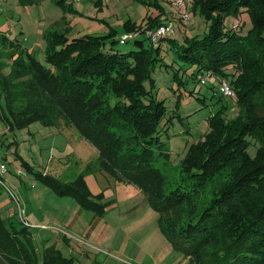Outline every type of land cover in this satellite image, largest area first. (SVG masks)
Wrapping results in <instances>:
<instances>
[{
  "label": "trees",
  "instance_id": "trees-1",
  "mask_svg": "<svg viewBox=\"0 0 264 264\" xmlns=\"http://www.w3.org/2000/svg\"><path fill=\"white\" fill-rule=\"evenodd\" d=\"M196 5L209 24L182 41L167 33L152 42L142 32L122 41L111 32L69 38L51 30L44 63L19 43L1 41L11 69L0 77L5 99L0 114L8 128L33 121L54 126L57 120L74 127L96 149L99 168L146 194L159 213L161 231L191 264H264V0H198ZM244 13L250 20L245 33L223 28L227 17ZM145 23L147 28L162 24L161 19ZM139 25L124 23L127 31H139ZM163 39L192 67L191 79L226 81L238 108L232 118H226L225 106L217 109L206 132L188 147L180 167L192 179L190 190L165 191L154 164L156 151L167 157L160 139L167 106L155 95L151 75ZM121 41L132 47L118 50ZM13 88L24 100L18 110L11 106ZM223 172H229V181L197 211V195ZM37 176L59 195L101 212L104 193L93 194L82 175L68 182ZM6 220L0 216V264H74L73 257L50 245L38 263L28 222Z\"/></svg>",
  "mask_w": 264,
  "mask_h": 264
},
{
  "label": "rangeland",
  "instance_id": "rangeland-1",
  "mask_svg": "<svg viewBox=\"0 0 264 264\" xmlns=\"http://www.w3.org/2000/svg\"><path fill=\"white\" fill-rule=\"evenodd\" d=\"M197 1L35 0L29 4L0 0V42H18L44 63L48 31H63L69 38L110 32L118 39L138 32L147 36L158 25L147 28L145 22L157 19H161L162 25H170L167 37L182 41L183 37L205 32L209 24ZM128 21L140 24L141 29L127 31L124 23ZM223 24V28L233 27L245 33L250 20L244 13L238 18L227 17ZM158 43L160 61L154 64L151 75L155 95L167 106L166 128H162L160 136L164 141L161 150L167 157L156 151L154 164L164 176L165 191L176 187L190 190L192 179L180 167L188 147L206 132L208 118L217 109L225 106L226 118H232L238 108L231 95L220 93L222 81L212 77L201 84L191 79L188 73L192 67L178 60L169 40ZM131 47V42L116 45L120 51ZM6 54L0 50V77L11 69ZM13 95L11 106L18 110L24 100L15 88ZM4 100L0 92V105ZM56 123L45 126L33 121L21 128H8L0 114V162L6 165L2 177L6 188L0 184V216L19 219L23 211L37 262H41L44 249L50 245L64 256L73 257L74 264H191L190 258L174 248L161 231L159 213L146 194L133 183L118 181L99 168L93 145L64 120ZM250 153H255L254 147ZM38 173L65 182L82 175L93 194L104 193L101 212L81 206L69 195H59L38 178ZM229 179V172L215 175L197 195L196 210L207 206Z\"/></svg>",
  "mask_w": 264,
  "mask_h": 264
},
{
  "label": "built area",
  "instance_id": "built-area-1",
  "mask_svg": "<svg viewBox=\"0 0 264 264\" xmlns=\"http://www.w3.org/2000/svg\"><path fill=\"white\" fill-rule=\"evenodd\" d=\"M169 27H170V25H162L161 24V25H159L157 27L156 31H149L147 36L150 37L153 41H156L160 36H162V35L167 33V31L169 30ZM136 35H138V33H134V34H130V35L124 34L121 37V39L123 41V40H126V39L131 38V37L136 36ZM208 77L209 76H206V78H208ZM220 91H221V93H224V94H227V95H232L230 86H229V84L226 81H222V83L220 85ZM5 171H6L5 165L3 163H0V174H4ZM0 183L6 188V186L4 185V183L2 181ZM18 208H19V211H20L21 208L19 206H18ZM22 212L19 213V218L22 221L27 223V221H26L25 217L23 216Z\"/></svg>",
  "mask_w": 264,
  "mask_h": 264
},
{
  "label": "crops",
  "instance_id": "crops-1",
  "mask_svg": "<svg viewBox=\"0 0 264 264\" xmlns=\"http://www.w3.org/2000/svg\"><path fill=\"white\" fill-rule=\"evenodd\" d=\"M17 42V41H16ZM18 43V42H17ZM26 219V218H25Z\"/></svg>",
  "mask_w": 264,
  "mask_h": 264
}]
</instances>
